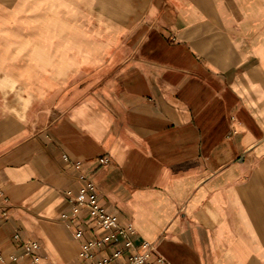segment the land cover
Listing matches in <instances>:
<instances>
[{
	"label": "crops",
	"instance_id": "crops-1",
	"mask_svg": "<svg viewBox=\"0 0 264 264\" xmlns=\"http://www.w3.org/2000/svg\"><path fill=\"white\" fill-rule=\"evenodd\" d=\"M9 1L0 264H32L15 229L43 264H87L60 218L83 185L64 156L136 247L169 264H264V0Z\"/></svg>",
	"mask_w": 264,
	"mask_h": 264
},
{
	"label": "built area",
	"instance_id": "built-area-1",
	"mask_svg": "<svg viewBox=\"0 0 264 264\" xmlns=\"http://www.w3.org/2000/svg\"><path fill=\"white\" fill-rule=\"evenodd\" d=\"M63 159L70 170L77 172L83 184L76 195L67 193L70 210L60 216L67 228L75 229L74 238L81 242L79 257L83 261L87 264H169L156 252L153 244L144 242L136 247L132 241L136 234L133 224H123L109 212L102 202L101 191L83 172L80 161L70 160L68 156ZM100 162L109 165L107 157H102ZM85 216L88 217L87 221ZM7 219L6 214L0 218L4 221ZM94 230L103 231L105 235L98 236ZM87 236L89 238L85 240ZM13 241L22 251L21 258L30 259L32 264H43L37 241L23 237L19 229L14 230ZM0 261H3L1 256ZM11 261L17 262L18 257L12 256Z\"/></svg>",
	"mask_w": 264,
	"mask_h": 264
},
{
	"label": "rangeland",
	"instance_id": "rangeland-1",
	"mask_svg": "<svg viewBox=\"0 0 264 264\" xmlns=\"http://www.w3.org/2000/svg\"><path fill=\"white\" fill-rule=\"evenodd\" d=\"M9 3V4H12L13 1H9V0H0V7H1V4L2 3ZM6 18L4 15H3V12L0 10V50H1V46L3 44L5 45H8L7 44V40L8 38L4 36V32H3V28H5V24H6Z\"/></svg>",
	"mask_w": 264,
	"mask_h": 264
}]
</instances>
